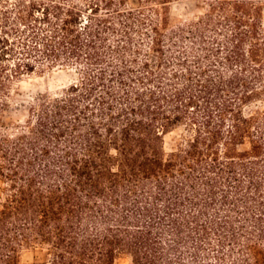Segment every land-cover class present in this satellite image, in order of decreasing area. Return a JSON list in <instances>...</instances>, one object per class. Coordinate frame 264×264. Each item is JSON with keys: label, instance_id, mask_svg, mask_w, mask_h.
Returning <instances> with one entry per match:
<instances>
[{"label": "trees", "instance_id": "16d2710c", "mask_svg": "<svg viewBox=\"0 0 264 264\" xmlns=\"http://www.w3.org/2000/svg\"><path fill=\"white\" fill-rule=\"evenodd\" d=\"M172 1L0 0V264H264V0ZM56 67L76 81L7 132L12 85Z\"/></svg>", "mask_w": 264, "mask_h": 264}, {"label": "rangeland", "instance_id": "374dc122", "mask_svg": "<svg viewBox=\"0 0 264 264\" xmlns=\"http://www.w3.org/2000/svg\"><path fill=\"white\" fill-rule=\"evenodd\" d=\"M204 11L202 0H173L169 4V17L173 25L183 24L198 18ZM77 74L71 68H43L40 72L24 76L12 85L9 107L2 114V123L5 130L13 133L25 124L28 110L31 105L38 102L41 95L51 97L61 94L63 90L72 85ZM264 97L247 106L244 111H253L263 108ZM184 134L182 127H176L163 134V149L165 152L174 150ZM1 186V184H0ZM49 257L45 247L34 245L22 248L19 252V264H34L45 261ZM113 264H130V258L119 254Z\"/></svg>", "mask_w": 264, "mask_h": 264}]
</instances>
